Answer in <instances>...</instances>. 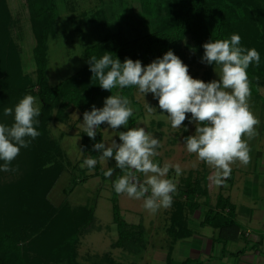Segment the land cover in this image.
<instances>
[{
    "label": "rangeland",
    "instance_id": "obj_1",
    "mask_svg": "<svg viewBox=\"0 0 264 264\" xmlns=\"http://www.w3.org/2000/svg\"><path fill=\"white\" fill-rule=\"evenodd\" d=\"M154 1L58 0L60 20L56 26L57 34L50 40L49 45V84L52 87L57 86L77 74L85 66L83 57L85 49L103 41L105 37L123 33L126 39L131 41L151 33L155 23L166 13L157 8ZM259 1L264 9V0ZM35 47L36 39L28 1L0 0V124L10 127L15 122L14 101L19 103L25 95H33L36 98V105L41 109L37 120L45 133L43 139L40 140L38 136L31 140L27 148H21L19 155L9 165L11 169H15L14 171H0V229L30 223L28 226L31 233H28L26 238L23 237L24 240L19 244L22 252L30 259L29 263L70 264L67 256L58 254L53 258L50 252L49 256L43 254L46 252L43 245H38L44 232L50 227L51 220L42 223L41 219L48 211L61 218L60 226L68 225L71 220L83 223L80 218L82 214L94 209V221L89 227H84L75 247L77 263L147 264L145 253L147 249L151 250L152 246L159 247L163 243L168 247L166 237L172 206L161 207L156 212H151L143 206L147 195L151 194L150 191L141 199L119 194L118 202L123 219L130 227L135 228L134 231L140 232L143 228L147 247L145 250V247L136 244L131 249L116 248L119 231L114 220L113 182L111 179L105 181L102 178V173L108 168H116V161L114 157L101 161L99 157L102 153L84 151L83 117L80 109L71 107L62 110V99L50 107L37 97L40 89L37 85ZM185 48L183 62L188 66L189 74L194 79L206 83L219 80V67L202 62L203 55L196 49L192 37L186 41ZM258 84L260 92L262 91L259 105L255 103L253 96L250 97L249 104L262 124L264 81ZM120 89L116 87L112 92L108 91L97 102L96 108H102L105 99L112 94H119ZM129 101L133 115L129 118L128 125L119 129L144 127L160 141L161 147L157 149L160 154L154 157V162L161 167L165 163L180 165L182 169L180 175H176L173 167L166 176L176 184L177 191L185 188L191 171L204 173L207 170L210 174L215 172V169L200 161L196 154L188 153L186 150L185 138L195 135L196 129L195 122L189 123L190 113L186 114L187 119L181 128L173 129L167 119V113H162L153 94L148 93L144 96L136 87ZM148 105L153 107V112H148ZM5 108H12L13 114L5 116ZM97 133L103 135L106 146H110L112 140L121 143L119 132L111 129L106 122L99 126ZM262 134L264 132L248 141L252 160L257 157L254 141H264ZM31 152L33 154L29 157ZM25 153L27 157L24 156ZM89 157L97 160L91 171L87 166L81 167L83 161ZM3 164L4 161L0 160V165ZM124 174L123 170L122 175ZM136 175L143 183L146 178L144 174ZM258 176L260 178L255 177L248 181V188L260 185L259 182L264 179L262 175ZM218 193L219 189L213 192L214 201ZM174 197L176 193L173 194ZM184 200L186 201L185 198ZM27 203H34L35 206ZM201 212L202 210L194 213L196 216H193V219L202 218ZM199 221H196V224L194 221L191 223L193 229L197 228ZM158 253L161 254L159 251Z\"/></svg>",
    "mask_w": 264,
    "mask_h": 264
},
{
    "label": "clouds",
    "instance_id": "obj_2",
    "mask_svg": "<svg viewBox=\"0 0 264 264\" xmlns=\"http://www.w3.org/2000/svg\"><path fill=\"white\" fill-rule=\"evenodd\" d=\"M240 42L241 37L233 34L230 40H211L203 44L202 62L219 67V80L207 83L194 79L188 66L171 50L146 67L140 60L128 58L121 63L107 52L99 59L91 56L88 63L93 77L104 90L112 92L116 87L136 86L144 96L153 94L162 113H167L173 129L181 128L186 114L190 113L189 123L195 122L196 129L195 135L185 138L186 150L215 169L210 179L216 185H222L230 177L233 163L239 161L244 166L250 163L248 141L259 135L260 120L250 108L251 87L246 70L253 63L259 65L260 54L254 48L240 47ZM147 110L151 113L154 109L148 105ZM12 114V108L4 109L5 116ZM40 114L36 98L25 95L15 106V122L10 127L0 124V160L4 161L0 171H14L9 165L21 148H27L31 140L41 134L34 127L39 123L36 117ZM132 115L129 99L112 94L105 99L102 108L93 105L91 111L84 112L83 131L94 140L101 124L106 122L116 130L126 127ZM118 136L119 144L112 140L110 146L104 142L93 145L94 149L102 151L101 161L114 157L116 168L125 172L114 182L115 192L141 199L150 191L144 200L145 209L156 212L161 207H171L177 186L166 176L173 167L176 175H180V165L165 163L161 167L154 162V157L160 154L157 149L161 144L144 127L128 128L120 131ZM96 164L97 160L89 157L81 167L87 166L91 171ZM113 172L114 169L108 168L104 175L111 178ZM136 173L144 174L143 183Z\"/></svg>",
    "mask_w": 264,
    "mask_h": 264
},
{
    "label": "trees",
    "instance_id": "obj_3",
    "mask_svg": "<svg viewBox=\"0 0 264 264\" xmlns=\"http://www.w3.org/2000/svg\"><path fill=\"white\" fill-rule=\"evenodd\" d=\"M27 1L36 39L34 59L38 68L37 85L40 89L37 97L47 106H55L58 100L62 99V110L71 107L80 109L82 117L85 111L92 110L93 105L96 107L97 102L109 90L102 89L98 79L93 77L88 63L91 56H96L99 59L107 52L111 53L113 59L118 58L121 63L128 58L133 61L140 60L146 67L156 59L163 58L169 50L184 61L185 43L190 37L194 40L200 55H204L203 44L211 40H230L233 34H238L241 37L240 47L254 48L260 54L259 65L253 63L246 71L250 81L251 96L261 97L258 83L264 81V9L259 0H155L156 7L166 13L155 23L151 33L131 41H128L123 33L105 37L103 41L85 49L83 54L85 66L77 74L54 87L49 84L48 76L49 45L50 40L57 34L56 26L60 20L59 3L58 0ZM6 12L10 13L7 10ZM135 89L136 86L124 87L120 89L119 94L130 99ZM17 104L18 102L14 101V106ZM36 119H39V116ZM34 127L41 133L39 139H43L44 128L39 123ZM116 130L118 132L127 131L119 128ZM82 138L85 152L102 153L93 147L96 143L104 142L101 133H97L94 140L89 138L86 133L82 135ZM31 154L33 153L31 152L29 157ZM24 156L27 157V154L25 153ZM29 162L26 161V163ZM122 172L123 170L115 168L111 178L105 177L104 172L102 178L105 181L111 179L114 185V182L122 176ZM42 178L44 180V177ZM208 178L209 171L207 170L204 173L191 171L185 188L176 191V197L173 198L171 205L173 211L170 217V226L167 230L172 244L192 237L190 215L202 207L203 199L210 202ZM113 204L114 220L119 231L116 248L131 249L136 244L145 247L146 234L143 228L140 232L134 231L135 228L130 227L123 219L118 194L115 190ZM30 205L35 206L34 203ZM51 213L47 211L41 219L42 223H48L50 220L51 223L38 246L43 245V250L46 251L43 254L49 256L48 252H50V256L52 255L53 258L60 254L67 256L70 264H78L75 247L84 227H89L93 223L94 209L82 214L80 218L84 221L83 223L71 220L68 225L64 226H60L61 218H57ZM28 225L18 224L12 228L0 229V264H30V259L22 252L19 245L24 240L23 237L26 238L25 236L31 233ZM201 226L219 230L220 238L227 241L238 240L242 232V227L237 222L236 207L223 195L219 196L215 209H210L206 213ZM46 248L49 250L47 251ZM168 264H172V260L169 259ZM184 264L194 263L187 261Z\"/></svg>",
    "mask_w": 264,
    "mask_h": 264
},
{
    "label": "crops",
    "instance_id": "obj_4",
    "mask_svg": "<svg viewBox=\"0 0 264 264\" xmlns=\"http://www.w3.org/2000/svg\"><path fill=\"white\" fill-rule=\"evenodd\" d=\"M253 99L259 105L260 99L257 97ZM261 119L264 120V116ZM262 120V124L257 126L258 133L264 132ZM262 137L264 139V134ZM254 142V150L257 154L255 160L251 158L247 166L239 161L231 165L230 177L222 185L218 186L210 179L214 172L209 173L210 202H206L205 199L201 201L202 207L197 213L202 210V218L198 217L194 220L196 214L190 215L191 223L194 221L196 224V221L202 220L199 221L197 228L193 229L191 226L192 237L172 244L167 236L168 247L163 243L159 247L152 246L151 250L145 251L147 264H168L169 259L172 260V264H184L187 261L194 264H264V180H261L257 187H247L251 178L262 175L264 179V141ZM253 162L256 164L254 165ZM218 189L219 195L214 201L213 192H217ZM220 195L229 199V202L236 207L237 222L242 227L241 235L236 241L223 240L220 238L219 230L201 226L206 213L210 209H215ZM158 251L161 254H157Z\"/></svg>",
    "mask_w": 264,
    "mask_h": 264
}]
</instances>
